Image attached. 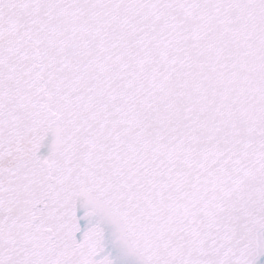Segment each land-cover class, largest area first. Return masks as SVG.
Here are the masks:
<instances>
[{
	"label": "snow or ice",
	"instance_id": "1",
	"mask_svg": "<svg viewBox=\"0 0 264 264\" xmlns=\"http://www.w3.org/2000/svg\"><path fill=\"white\" fill-rule=\"evenodd\" d=\"M0 264H264V0H0Z\"/></svg>",
	"mask_w": 264,
	"mask_h": 264
}]
</instances>
